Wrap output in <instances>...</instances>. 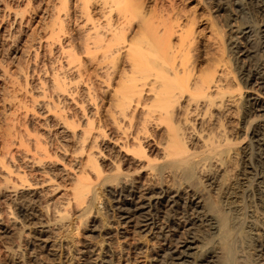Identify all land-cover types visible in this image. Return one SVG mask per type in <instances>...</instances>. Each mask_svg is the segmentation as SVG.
I'll list each match as a JSON object with an SVG mask.
<instances>
[{
  "label": "bare ground",
  "instance_id": "obj_1",
  "mask_svg": "<svg viewBox=\"0 0 264 264\" xmlns=\"http://www.w3.org/2000/svg\"><path fill=\"white\" fill-rule=\"evenodd\" d=\"M219 1L221 22L210 19L207 36L196 27L202 12L183 0L52 2L41 38L57 59L33 87L34 124L4 133L13 139L0 144V194L23 201L18 192L42 188L47 206L38 211L47 215L48 194L59 186L51 171L69 143L77 156L56 221L99 210L108 189L118 224L148 227L163 213L170 239L188 233L170 259L194 243L189 230L200 221L197 259L264 264V0H254L262 26L252 0ZM15 3L7 13L16 32L30 1ZM198 42L209 56L192 52ZM4 226L0 218L1 255L12 254Z\"/></svg>",
  "mask_w": 264,
  "mask_h": 264
},
{
  "label": "rangeland",
  "instance_id": "obj_2",
  "mask_svg": "<svg viewBox=\"0 0 264 264\" xmlns=\"http://www.w3.org/2000/svg\"><path fill=\"white\" fill-rule=\"evenodd\" d=\"M15 1L0 0V144L5 139L12 138V136L5 137L4 135L8 129L14 134L15 127L20 130L24 126L30 128V125L34 124V117L37 114L34 113L36 115L33 117L29 115L31 114L29 111L31 109L30 99L35 92L33 87L40 76H49L50 68L57 59L54 53L49 54L46 51L47 49L42 43L44 39L41 38L44 34L43 28L49 20L50 6L57 0H29L30 4L26 7L27 11L25 10L23 15L27 22L25 21L16 32L15 29L10 28V16L7 13L9 9L15 10ZM212 1L183 0L182 2V4L186 3L183 5H188V8L197 10L196 13L202 12V20L199 19L196 27L205 36L210 30L209 20L214 17L219 22L222 19V13L213 8L214 2L219 3L220 1ZM249 2L248 7L251 10L249 11L252 12L257 25L262 26L260 24L262 19L257 14V9L262 6L254 0ZM22 6L20 7L22 8ZM254 7L256 8L254 9ZM261 29L264 27L262 26ZM202 43L198 42V50L192 51L201 58L209 56V54H205L208 47L204 48L206 44ZM38 44L40 48H38ZM210 47L212 52L214 46L210 45ZM54 58L55 60H53ZM109 96L110 93H108ZM104 102L102 105L106 107V102ZM232 125L234 127L237 125L236 117L233 118ZM10 126H13V129ZM70 147L72 146L68 143L67 152L63 154L62 159L56 161L58 163H55L53 172L51 171V174L55 176H53L55 179L53 183L59 186L48 194V203H50L48 204L50 207H48L52 209L48 211L47 215L46 213L42 215V211L41 213L38 211L44 208V204L47 206L45 200L38 198L42 188L41 190H21L18 192V196H24L23 201L17 200V195L11 197L7 194H0V218L8 230L5 242L12 251V254H0V264H207L205 259L200 260L196 257V253L202 246L200 239H202L201 230L205 227L203 223L198 221V225L189 230L196 238L190 248L184 254L170 259L169 252L174 249L173 245L180 241L179 237H186L188 233L179 229L173 239H170L171 236H168V232H166L169 216L163 213L156 215V224L148 227L138 224L133 226L127 225V223L118 224L119 221L122 222V219L117 218L116 210H114L115 202L112 201L113 197L107 191L108 189H104L102 192L99 210L98 206H95L90 213L81 219L76 218L80 211L74 215L69 211L70 213H66V218L62 221L67 222L72 219L71 225L68 227L62 226L61 221H56L57 216H55L54 210L63 212L61 210L62 204L67 197L66 194L69 193V179L73 175L70 164L73 163L71 162L73 157L77 156V154L69 153L73 149ZM11 148L15 151L14 146ZM29 172L30 178L38 180L36 172L34 177L32 176L34 171L28 170ZM39 179H41L40 176ZM143 183V179H141V185H144ZM26 203L27 206H25ZM190 217L197 219V212H194ZM38 223H42L44 232H37L41 229ZM41 235H48V238L45 239L47 243L45 247L38 245V238ZM187 238L189 239L188 236ZM179 243L177 247L184 250L181 247V242ZM170 247L172 248L170 249ZM186 253L188 254L186 255Z\"/></svg>",
  "mask_w": 264,
  "mask_h": 264
}]
</instances>
